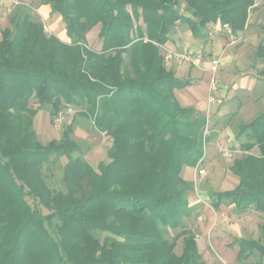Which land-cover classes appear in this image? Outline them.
Instances as JSON below:
<instances>
[{
  "label": "trees",
  "instance_id": "16d2710c",
  "mask_svg": "<svg viewBox=\"0 0 264 264\" xmlns=\"http://www.w3.org/2000/svg\"><path fill=\"white\" fill-rule=\"evenodd\" d=\"M34 1L61 17L69 42L21 11L0 32V264H204L193 234L167 235L192 216L193 182L181 173L203 163L207 118L177 101L174 90L192 83L165 67L160 47L181 24L196 39L215 24L243 32L255 0ZM96 26L99 50L87 43ZM256 56L264 76V41ZM65 105L111 139L97 170L70 128L59 141L37 139L36 114L53 121ZM235 139L245 153L229 169L237 185L211 192L210 206L264 213V109ZM61 157L66 191L52 195L42 167ZM235 243L239 262L264 257L260 243Z\"/></svg>",
  "mask_w": 264,
  "mask_h": 264
},
{
  "label": "crops",
  "instance_id": "0c3cea01",
  "mask_svg": "<svg viewBox=\"0 0 264 264\" xmlns=\"http://www.w3.org/2000/svg\"><path fill=\"white\" fill-rule=\"evenodd\" d=\"M23 2L31 3L35 1L0 0V20H2L5 13L16 9L17 5L24 4ZM35 12L42 22L46 23L45 21L47 19V23L50 26L51 16L53 20H61L59 15L51 13L50 5H37ZM251 15L250 13L245 30L235 34L238 41L234 47L229 46L224 30L218 24L211 26L213 27L212 31L206 30L204 39L194 38L185 25H178L171 35V41L162 46L163 49L172 51L180 52L186 50L193 58L198 56L201 58V63L197 65H178L172 62L165 64V67L171 70L176 78L188 79L192 83L184 89L174 90V95L179 104L182 107H194L204 113L207 119L211 118L212 114V119L215 120L213 125L216 121H224V124L216 129L219 133L229 132L234 123L246 124L250 122L264 109V76L260 74V71L263 70V63L256 56V50L259 44L258 26L256 24L258 16L253 18ZM255 15H258L257 11ZM53 35L63 42H69L64 27L58 35ZM163 49L160 51L162 57ZM210 59L218 60L220 63V68L216 73L219 91L217 93V102L214 104L209 103L208 100V86L211 75L208 61ZM232 139L234 141L235 138L233 137ZM212 144L216 145V143ZM212 157H214L213 149L211 145L209 146V143H206L205 162L213 159ZM196 170L197 166L194 168L184 167L181 175L187 181H194L195 174H197ZM210 193L209 191H201V194L191 195L190 199L188 198L189 206L192 208V214L196 216L197 222L201 225L203 224L202 221H206L209 218L211 222L214 217V221L221 222V217L223 216V213H220L219 210L215 211L211 206H208L213 212L212 215L208 209L200 204L199 199L203 201L206 198L207 201H210ZM223 206L225 205H221L220 208ZM223 226L227 227L229 236L223 234L225 232ZM237 231L238 228L235 225L217 224L211 233L212 248L216 252L218 250L225 253L230 260H236L239 247L235 241L245 240ZM204 244L203 242L197 244L199 252L202 251L201 247Z\"/></svg>",
  "mask_w": 264,
  "mask_h": 264
},
{
  "label": "rangeland",
  "instance_id": "374dc122",
  "mask_svg": "<svg viewBox=\"0 0 264 264\" xmlns=\"http://www.w3.org/2000/svg\"><path fill=\"white\" fill-rule=\"evenodd\" d=\"M255 4L256 7L252 9L251 16L253 18L258 16L256 24L258 26L257 33L259 34L258 43H260L264 41V32L261 28L262 24L264 23V0H256ZM36 6V2L24 3L17 5L16 9H12L11 12L9 11L8 13H5L2 17V20H0V32L5 27L9 26L7 22L9 17L17 11H21L23 13H27L33 21L39 23L43 27V30L46 34L50 35V33H52L58 35L63 27L65 28V24L62 22V20H53V17L51 16V26L49 23H47V19L45 21L46 23L42 22L40 17L35 12ZM183 9L184 7H181V11H183ZM256 11L258 12V15H255ZM97 27L98 26L93 28L91 34H89L87 37L88 46L93 50H99L101 46L100 40L97 39ZM208 30H211V26L208 28ZM237 41L234 44H228L229 46L234 47V45L236 46ZM161 49L163 48L160 47V51ZM37 106L38 105L33 100L30 102V107L36 108ZM74 109L76 111L74 115L67 117L64 123L60 126L54 125L46 110L38 112L33 119V126L37 134V139L42 145H46L51 141H59L62 132L70 128V139L80 146L84 155L82 158L94 170H97L99 163H107L109 161L107 158V150L111 145V139L104 133L97 132L89 120L81 117L79 115L80 108L74 107ZM251 113H253V111H251ZM214 121L215 120L212 119L211 114V118L207 119L206 126V136L209 137L207 143H209V146L211 145L214 157H212L213 159H210L208 162H205L204 159V161H202L203 163L200 164L201 168L205 170V174L203 176H198L195 174L194 181H191L193 182L194 187L193 190L189 192V199L191 195L199 193L201 194V191L219 192L233 189L238 182V179L232 175L229 170L234 159L245 155V153H243L239 148L241 139H234V141L233 139L231 140V138H235L238 124L234 123V125L231 126V130H229V132L219 133V131L217 132L216 129L217 127H220V125H223L224 121H216V123L213 125ZM212 143H216V145ZM251 153L253 155H258L257 149H254ZM74 156H77V154ZM66 162L67 159L65 157H61L56 164H52L49 167L47 165H43L42 167L43 178L45 179L50 190L53 192L52 195L58 192L64 193L66 191L65 185L62 181V167ZM201 201L202 200L199 199L200 204L203 205L204 208L208 209L212 214V210H210L208 207L211 204V199L210 201H207L205 198L203 199L202 203ZM27 202L30 205L32 203L31 199L29 198L27 199ZM41 211L43 214L48 213V211L43 208H41ZM219 212L223 213L221 222L214 221V217L211 222L209 218L206 219V221H202V225L197 222L196 216L192 214L189 219L183 221L181 228L171 230L167 237L171 239L177 234H180L183 230L189 231L195 237L196 244H200L202 242L205 243L204 246L201 247L202 251L199 252L202 256L204 264H264V257H261L258 252L252 253V255L244 262H239L237 259L230 260L227 258L225 253H222L218 250L216 252L212 248L211 242V233L217 224H232L238 228L237 232L240 233L246 241H255L264 245V213L259 211L256 212L252 208H249L242 213H238L233 209V206L229 204L221 207ZM223 228L225 231L223 234L229 236L227 227L223 226ZM52 235L55 236L54 231H52ZM106 235L108 234H97L100 239H103ZM176 244L177 245L174 251L177 255H179L182 248V238H179Z\"/></svg>",
  "mask_w": 264,
  "mask_h": 264
},
{
  "label": "built area",
  "instance_id": "2783aa9c",
  "mask_svg": "<svg viewBox=\"0 0 264 264\" xmlns=\"http://www.w3.org/2000/svg\"><path fill=\"white\" fill-rule=\"evenodd\" d=\"M219 25V24H218ZM220 26V25H219ZM221 29L223 28L224 34L227 37V41L229 44H234L237 41V38L235 34L227 27V26H220ZM213 30V27H211V31ZM163 60L164 63H172L175 62L176 64H190V65H197L201 63V58L198 57H192L187 53L186 50L183 51H172L169 49H163ZM210 64L209 71L211 73L210 80H209V103H216L217 102V93L219 91V84L217 82L216 73L220 68V63L218 60L211 59L208 61ZM75 109L71 105H65L57 115L53 118V123L55 126H60L64 123L65 119L67 117H71L75 113ZM196 173L198 176H203L205 174V170L200 167V164L197 165Z\"/></svg>",
  "mask_w": 264,
  "mask_h": 264
},
{
  "label": "bare ground",
  "instance_id": "6f19581e",
  "mask_svg": "<svg viewBox=\"0 0 264 264\" xmlns=\"http://www.w3.org/2000/svg\"><path fill=\"white\" fill-rule=\"evenodd\" d=\"M205 134H206V130H205Z\"/></svg>",
  "mask_w": 264,
  "mask_h": 264
}]
</instances>
